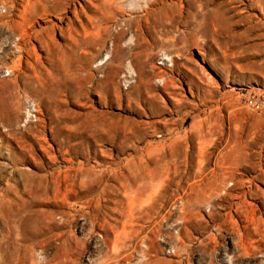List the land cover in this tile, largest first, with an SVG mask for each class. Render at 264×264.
Here are the masks:
<instances>
[{
  "label": "rangeland",
  "instance_id": "374dc122",
  "mask_svg": "<svg viewBox=\"0 0 264 264\" xmlns=\"http://www.w3.org/2000/svg\"><path fill=\"white\" fill-rule=\"evenodd\" d=\"M0 9V264H264V0Z\"/></svg>",
  "mask_w": 264,
  "mask_h": 264
},
{
  "label": "built area",
  "instance_id": "2783aa9c",
  "mask_svg": "<svg viewBox=\"0 0 264 264\" xmlns=\"http://www.w3.org/2000/svg\"><path fill=\"white\" fill-rule=\"evenodd\" d=\"M251 101L254 102V103H257V104H259V102H260V100L258 98H254L253 96L251 97ZM26 113H27V115H35V109H34L32 104L28 105Z\"/></svg>",
  "mask_w": 264,
  "mask_h": 264
},
{
  "label": "bare ground",
  "instance_id": "6f19581e",
  "mask_svg": "<svg viewBox=\"0 0 264 264\" xmlns=\"http://www.w3.org/2000/svg\"><path fill=\"white\" fill-rule=\"evenodd\" d=\"M108 56H105L104 58H107ZM164 59H166V60H168V58L167 57H164ZM6 74H9V72L8 71H6ZM151 88V87H150ZM32 116H35V115H32Z\"/></svg>",
  "mask_w": 264,
  "mask_h": 264
}]
</instances>
